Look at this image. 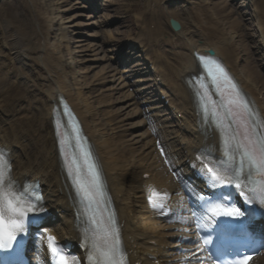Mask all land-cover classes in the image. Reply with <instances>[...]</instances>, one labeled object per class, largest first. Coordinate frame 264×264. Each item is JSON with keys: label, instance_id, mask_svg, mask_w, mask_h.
<instances>
[{"label": "bare ground", "instance_id": "bare-ground-1", "mask_svg": "<svg viewBox=\"0 0 264 264\" xmlns=\"http://www.w3.org/2000/svg\"><path fill=\"white\" fill-rule=\"evenodd\" d=\"M25 1L29 2L30 5L23 10L25 11L30 8L29 11L31 15H23L21 13V9H15L14 13L5 16V21L7 23H12L15 27L14 29L13 26L7 25L9 27L7 44H9L11 47L9 48V52L14 59V64L17 66V71L12 74L14 81H12L11 84L16 81V83L19 84V87H21V89L17 87V90H14L11 87V84L8 86V102L11 105L17 101H19L17 102L18 105H21L22 103L25 104H22L21 107L14 108V112H19L20 109L24 107V112L17 121L9 123L6 121L0 126V136L2 141L17 149L18 157L15 163L16 172L30 173L33 176L39 177L45 184L46 189L53 191L54 169L51 157V148L48 149L47 147V144H50L46 132V129H48L46 128L47 117L54 97L58 92H63L69 101L75 105L79 115L82 117L83 126L86 133L91 137L92 140H94L99 145H102L103 149L101 154H104L107 160L112 161V166L109 169L111 179H114V177L118 178V173L115 168H120L121 170L123 162L126 161L122 160L125 159L122 154L125 153L126 155H131L135 150L131 148L126 149V144L121 140L120 137L118 139H115L116 137L114 138L113 135L108 137L107 134H109V132L105 131L104 127L101 128L100 126L102 125H99L98 122L93 118L95 117V113L93 112L95 106H93L88 96L83 93L84 87L79 86L78 83H69L68 75L65 70L68 68L67 65H69L70 62L65 63L61 54L62 47H66L65 45H62L65 43V40H63L65 35L63 33L61 24H57L60 22L55 21L56 24H54L53 17H49V14H53L57 11L54 8L57 5V0H22V4ZM151 1V3H156V0ZM141 7V4L136 6L137 9H141ZM154 11L156 14L151 11L139 13L140 17H138L137 20L141 25H148L151 23L154 25V31H156L158 34V40L155 42L158 50H161L159 46L160 44L170 48L169 52L167 49H162L164 51L161 50L158 55L154 57V64L157 67L160 66L162 72H164V70L168 71V74L166 73L165 76H168L172 83L176 84L177 78H179L190 67V55L193 50L211 48L218 54H222L226 63L231 65L233 70L236 71L235 55L233 52L229 51V47L234 49V43L231 41V38L233 39L235 34L233 33V35L231 32L235 27L232 26L235 24V18L229 20V23L231 24L230 27L232 29L229 36L225 37L213 30V26L210 21L209 25L211 30L208 31L206 28H201L198 23L201 20L202 15L196 14L194 16L193 14L195 13L193 12L191 15L193 16L192 18L197 23V25H192L189 27L179 22L181 26L180 30L173 32L172 30L166 28L159 21L157 15L162 11V14L167 19L171 17L177 19L176 15L181 14L180 10H170L168 7L164 9L163 7H158L157 5V9ZM263 13L264 12H260V16L264 21L262 16ZM21 15L24 19L31 18V20L36 23L37 26H27L25 23H23V20L20 19ZM54 30L57 32V43L52 46L49 41V34H51ZM106 36L112 38L110 34H107ZM171 45L173 46L171 47ZM65 50L67 51V47ZM26 59L32 60V62L38 65V70H33V75L19 65L20 61ZM255 70L256 69L251 65L250 68L247 67L248 76L251 77L250 79L247 76V78L251 80V86L249 85V87L253 91L257 90L255 86H253L254 83H256L255 79L260 78V75ZM71 74L74 78L73 73ZM5 77L6 76L0 78V86L1 80ZM239 77L243 80L240 74ZM244 83H246V81H244ZM81 90L83 92H81ZM178 94L181 96L180 93ZM13 99L14 102H12ZM171 102L172 100L170 103ZM133 104H135V106H138V104L140 105V103L137 101L129 102L128 105L131 106ZM30 108L32 109L30 110ZM91 116V120L87 119ZM108 124L109 123H107V125ZM12 126H15V134L11 132ZM20 127L22 128L21 130L23 133H25L24 130L30 132L31 134L33 133L36 138H40L43 142V145H40L37 147V149H34L35 151L33 153L29 154L31 157L34 156L32 159L27 157V155L23 152L19 142L17 141V139L22 138L21 136H17V131ZM14 135L17 139L14 137ZM120 136H124V134ZM137 136L140 137V139L144 138L142 133L138 134ZM158 138L162 139L160 134H158ZM152 139L154 140L153 137ZM30 142L31 140H28L27 143L23 145L25 149H28V146L31 144ZM145 142H151V139H147ZM151 150L152 148H150V151ZM148 153L147 155H149ZM151 155L152 153L150 156ZM118 156L122 161L121 166L115 163ZM105 158L104 164L106 167L107 163ZM161 183L164 182L161 181ZM143 224L147 223L142 222L141 224L143 227V232L141 235L146 239H150V235L159 230V226L157 224L150 227L143 226ZM263 260L264 258H258L253 264H263Z\"/></svg>", "mask_w": 264, "mask_h": 264}, {"label": "snow or ice", "instance_id": "snow-or-ice-1", "mask_svg": "<svg viewBox=\"0 0 264 264\" xmlns=\"http://www.w3.org/2000/svg\"><path fill=\"white\" fill-rule=\"evenodd\" d=\"M198 60L204 65L205 70L208 75L211 77L213 83L217 85L219 88L221 84L228 83L229 78L227 73L224 71L223 67L216 60L211 59L210 57L198 56ZM233 90V99L228 101V105H233L238 109L246 110V102L240 97L238 91L235 90V86L232 85ZM203 107V105H202ZM227 107V105H226ZM229 111L231 109L229 108ZM210 115L214 118L219 119V113L212 109ZM245 142L239 143L238 148L241 154V164L244 161H247L254 168H258L260 165H264V143H259L251 139L248 134V131L244 133ZM257 154H259V160L257 159ZM81 158L84 160L85 166L87 168V178L85 179L80 171L79 166L75 164L74 161H69L67 157H65V167L68 173V176L72 180V184L75 187L77 194L81 195L85 198L93 197L98 190L99 187V173L96 170V165L94 163L89 162L90 153L87 151L81 152ZM207 169V174L209 177L220 186L232 184L236 188H240L241 185L239 183H234V180L239 179L240 169H231L232 176L228 178H222L217 175L213 168L205 165ZM10 171V165L4 160V155L0 152V250L11 249L14 241L17 238V235L24 231V222L27 216L30 213L38 212L41 209L37 206V202L39 197H35L34 199H27L26 190L25 195H17L11 191V181L8 180V185L5 187V180L7 179V174ZM251 195L246 196V201L251 204L253 202L259 203L261 206H264V190H261L260 194L257 195L255 190H250ZM161 194L155 192V190H151V194L148 197L149 203L151 207H153L158 212L161 209H165V205L161 202H157L155 197L160 196ZM206 212H210L215 216H231L234 218H239L244 215V213L235 205L226 206L223 203H210L205 206ZM161 215H166L167 210L160 212ZM173 215H176L175 211ZM197 230V241H202V245L197 249V252H207V256H196L194 254V258L198 261V264H202V262L206 259L210 262L215 261L217 264H220L219 261H216L211 256L208 251V245L212 241L211 236H203L201 234L202 229L208 228L210 225L204 223L199 214L194 213ZM176 219L181 222H185L187 218L180 217L176 215ZM111 244L110 253L105 254L100 252L95 245H92L93 253L104 259L105 264H118L116 257L119 254V235L115 231H110L108 233ZM41 239H46L47 241V249L53 258L54 264H76L75 260H70L68 255H66L60 247L57 246L56 238L51 235H47L44 232V235ZM250 259V257L241 256L240 259H236L233 261H225L224 264H245V260Z\"/></svg>", "mask_w": 264, "mask_h": 264}, {"label": "rangeland", "instance_id": "rangeland-1", "mask_svg": "<svg viewBox=\"0 0 264 264\" xmlns=\"http://www.w3.org/2000/svg\"><path fill=\"white\" fill-rule=\"evenodd\" d=\"M59 1H63V0H59ZM136 2H142V0H110L111 6L109 7V11L116 12L117 11L116 5H118L120 3H123L126 7H129L131 4L136 3ZM202 2L206 6L205 10L209 11L208 14L213 15L214 18L212 17V20L214 22H217V23L222 24V25L225 23L227 25L228 20H229L228 18H234L233 17L234 14H232V12L230 10V4L226 3V0H202ZM56 7L58 9V13H55V15H57L56 18H57V20L59 19V21L62 22L61 25L66 30H69V26H70V25H68L69 22H66V21H71L70 22L71 24H78L79 21L73 20L74 17H76L75 15H73L75 13H69L68 14V12L66 11L67 7H65L63 4H59ZM123 8L126 10L125 7H123ZM145 9H146V7H145ZM132 10H134V9H131L128 12H125V14L130 16ZM182 10H184L185 12L183 11L179 15V17H181L182 21L186 22V16H187V14H189L190 10L187 9V7L182 8ZM229 12H231V14ZM160 19H163V17H160ZM221 19H223V20H221ZM164 22H165V24L167 23L166 20ZM75 26H77V25H75ZM70 28L72 29L73 27L70 26ZM123 28L124 27L122 25L120 26L117 24L115 26V32L120 33L121 29H123ZM227 28L229 31V27H227ZM131 30L133 32L135 29L132 27ZM226 31H227L226 29L223 30V32H226ZM123 32L124 31H122V33ZM129 32L130 31L127 30V32L124 34V36H126ZM247 32H248L247 26L240 24L239 22L237 23V26L233 29V33L235 34L234 40L236 41L235 43L237 44V47H238L237 49L241 50V53H242V59H243V61H242V73H243L244 77L248 76L247 67L250 68V65H251L256 69L255 71L257 73H259L260 77H261V75H263V73H261L260 66L256 63V60L249 58L248 54H246V55L243 54L245 52L246 53H252V51H251V38ZM0 35L2 37L4 35V31L2 29L1 23H0ZM71 37H72L71 35H68V38H71ZM113 37H114V35H113ZM89 43H92L93 45L96 44L95 42H88V40H85V41H81L79 43H75V47H77V48H71L70 47L71 46V40H69L68 52L73 51V53H74L75 51H77L78 55L88 54L86 49H87ZM79 45H82V46L80 47ZM63 54H64V56L67 57V59H70L72 61L73 64L71 67H72V69L76 70V73H77L76 76L77 77L75 79L77 80V82L81 83V85L83 87H85L86 84H88V83L90 84V80L88 81L84 77H82V75H80V74H83V71L87 72V69H83V68L79 67V61L80 60L75 58L74 55H68L66 53H63ZM8 58H9V56H8ZM4 63H7V61H4ZM258 81H259V79H257V83H259ZM86 91H87V96H88L89 100L92 102L93 106H95V108H99L100 115H101V118L103 119V121H108V118L106 117V111L104 108L105 101L104 100L99 101L97 93L95 91H93L92 89H87ZM99 119H100V117H99ZM115 132H114V135H118L117 134L118 132L116 129H115ZM125 138L128 139V137H125ZM135 144L136 143H134V145Z\"/></svg>", "mask_w": 264, "mask_h": 264}]
</instances>
